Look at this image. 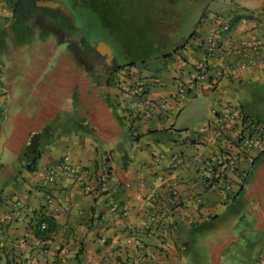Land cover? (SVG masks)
I'll return each instance as SVG.
<instances>
[{
    "label": "crops",
    "instance_id": "crops-1",
    "mask_svg": "<svg viewBox=\"0 0 264 264\" xmlns=\"http://www.w3.org/2000/svg\"><path fill=\"white\" fill-rule=\"evenodd\" d=\"M212 1L189 41L129 65L78 32L65 0H0V264H264V150L226 192L202 179L217 142L200 132L214 101L264 122V63L238 68V50L264 36V0ZM180 79L196 85L174 100ZM146 96L166 106L147 117ZM60 162L79 175L48 181ZM106 170L110 195L85 193L77 180Z\"/></svg>",
    "mask_w": 264,
    "mask_h": 264
},
{
    "label": "built area",
    "instance_id": "built-area-1",
    "mask_svg": "<svg viewBox=\"0 0 264 264\" xmlns=\"http://www.w3.org/2000/svg\"><path fill=\"white\" fill-rule=\"evenodd\" d=\"M226 27L216 29L207 40L206 51L209 55L215 56L221 49L220 37ZM238 53L243 57V61L238 65L240 70H246L250 66L260 65L264 63V36L253 41L243 44ZM252 53H261L263 57L253 56ZM208 60L203 59L195 64L197 78L201 79L208 73ZM217 80V79H216ZM196 81H185L180 79L177 83L174 100H184L189 96L190 91L195 88ZM148 85L143 84L133 89L134 93L146 95ZM144 103L147 105L145 116L149 117L153 110L162 109L166 106V100L156 101L150 97H144ZM212 118L205 126L200 128L201 133H213L214 141L217 142V148L214 154L206 157L202 162V179L207 186L218 187L224 191L233 190L238 183L235 176L241 171V161L244 158H253L257 151L264 150V122L248 116L240 105H226L223 107H214L212 109ZM210 141V138L207 139ZM211 142V141H210ZM48 181H57L61 177H75L80 173V169L73 164L60 162L48 169ZM108 177L109 171L106 170L97 178V183L89 184L83 180H77L85 193L92 195L93 193H108ZM173 197L177 195V191L171 189ZM110 195V194H107ZM48 200L52 201V197L48 196ZM152 206L158 204L160 199L150 197L148 203ZM110 210L117 212L122 211L123 215L128 213V207L118 202H111ZM151 220H154L151 214ZM47 227L46 223L41 225L42 229ZM127 264H132L128 262Z\"/></svg>",
    "mask_w": 264,
    "mask_h": 264
},
{
    "label": "rangeland",
    "instance_id": "rangeland-1",
    "mask_svg": "<svg viewBox=\"0 0 264 264\" xmlns=\"http://www.w3.org/2000/svg\"><path fill=\"white\" fill-rule=\"evenodd\" d=\"M71 1L77 6L78 32L90 42H107L121 62L146 60L151 53L161 52L178 35L183 19L198 3V0ZM257 104L256 110L264 113V104ZM216 106L218 103L214 101L210 111Z\"/></svg>",
    "mask_w": 264,
    "mask_h": 264
},
{
    "label": "water",
    "instance_id": "water-1",
    "mask_svg": "<svg viewBox=\"0 0 264 264\" xmlns=\"http://www.w3.org/2000/svg\"><path fill=\"white\" fill-rule=\"evenodd\" d=\"M212 0H200L184 19L178 35L168 43L161 52L171 49L176 44H184L191 39L198 24L208 11Z\"/></svg>",
    "mask_w": 264,
    "mask_h": 264
},
{
    "label": "trees",
    "instance_id": "trees-1",
    "mask_svg": "<svg viewBox=\"0 0 264 264\" xmlns=\"http://www.w3.org/2000/svg\"><path fill=\"white\" fill-rule=\"evenodd\" d=\"M170 1H174V0H170ZM184 2H186L187 0H183ZM199 1V0H198ZM186 18V17H185ZM184 18V19H185ZM184 19H183V21H184ZM171 41H169L168 43H170ZM167 43V44H168ZM166 44V45H167ZM165 45V46H166ZM183 44H176V45H174L171 49H169V50H167V51H165V52H157L156 53V55H165V54H168L170 51H172V50H174V49H177V48H179V47H181ZM161 51V50H160ZM149 56H147V58H148ZM146 59V58H145ZM142 60H144V59H142ZM138 60H133V61H129V65H134L136 62H137ZM141 61V60H140ZM39 156V153L38 154H36V156H35V158L36 157H38ZM27 167H28V169H29V171H34L35 169H36V167H35V163L34 162H32V164H28L27 165Z\"/></svg>",
    "mask_w": 264,
    "mask_h": 264
},
{
    "label": "flooded vegetation",
    "instance_id": "flooded-vegetation-1",
    "mask_svg": "<svg viewBox=\"0 0 264 264\" xmlns=\"http://www.w3.org/2000/svg\"><path fill=\"white\" fill-rule=\"evenodd\" d=\"M31 1H32V2H35V0H31ZM65 1L68 2L71 6H74V8H75V12H76L77 6H75L74 3H72V1H71V0H65ZM77 1H78V0H77ZM77 1H76V2H77ZM199 1H200V0H199ZM199 1H198V2H199ZM196 4H197V3H196ZM77 17H78V16H77ZM78 31H79V30H78Z\"/></svg>",
    "mask_w": 264,
    "mask_h": 264
}]
</instances>
